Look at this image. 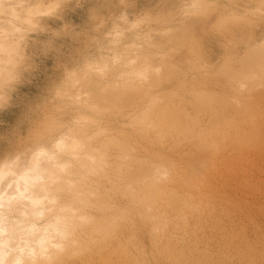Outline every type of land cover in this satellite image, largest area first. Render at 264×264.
Masks as SVG:
<instances>
[{"label":"clouds","instance_id":"obj_1","mask_svg":"<svg viewBox=\"0 0 264 264\" xmlns=\"http://www.w3.org/2000/svg\"><path fill=\"white\" fill-rule=\"evenodd\" d=\"M0 264H264V0H0Z\"/></svg>","mask_w":264,"mask_h":264}]
</instances>
